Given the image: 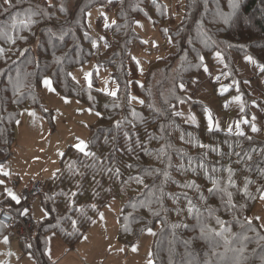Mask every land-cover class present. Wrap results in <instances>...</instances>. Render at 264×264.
Returning a JSON list of instances; mask_svg holds the SVG:
<instances>
[{
  "label": "trees",
  "instance_id": "1",
  "mask_svg": "<svg viewBox=\"0 0 264 264\" xmlns=\"http://www.w3.org/2000/svg\"><path fill=\"white\" fill-rule=\"evenodd\" d=\"M80 1L20 0L17 4V0H11L13 7L8 8L4 0H0V26H9L13 16L30 9L43 13L34 17L38 22L30 29L23 26L15 30L9 28V35L15 38V43L0 36V48L4 49L0 53V163L12 154L16 121L22 107L28 101L36 107H43L39 88L45 76H50L55 88L64 96L79 99L100 112L96 122L90 126L86 152L81 153L69 146L61 158L60 171L46 179L39 198L46 217L38 222L33 250L26 241H23V249L34 251L39 264H53L47 254V234L57 233L73 249L89 227L92 217L107 204L111 194L119 190L125 202L119 217L118 235L125 240L139 237L149 228L154 229L152 264H264V239H261L264 228L257 219L250 218L251 210L264 192V140L239 134L232 136L235 140L229 144L218 136L226 132L208 131L206 124V132L198 134L197 127L176 120L178 126L183 125L180 128L183 132L178 131L184 136L178 137V143L183 148L178 149L181 152L173 151L170 157H165L166 153L154 146L158 140L152 134H159L163 123L174 122L172 109L166 110L167 120H143L142 115L151 116V112L157 116L151 106L154 97L151 92L139 94L136 91L137 103L131 94L127 63H122L121 71L116 66L121 58L118 56L123 42L120 49L111 51V56H106L110 47L106 49L100 61L101 65L111 61L109 65L114 69L112 77L119 86L116 96L101 90L95 79L89 87L86 82L73 77V68L99 55V49L93 43L94 37L88 30L90 6L83 11L78 6ZM234 2L236 7L230 6L229 0H207V3L205 0H195L194 3L193 0H186L179 29H186L188 39H193L190 45L199 52L200 58L203 57L202 60L198 56L193 58L199 66L205 64V50L219 49L221 28L227 27L230 21H241L242 29L264 32V0ZM71 3L75 9H70ZM92 3L91 6L96 1ZM61 6H64L63 11ZM155 11L157 9L152 8L150 15L155 17L153 21L156 23L159 16ZM133 23L132 20L129 28L131 35L136 33ZM229 30L227 27L225 33ZM88 33L92 37H88ZM129 38L128 35L125 40ZM251 44H255V40ZM234 49L233 52H240L237 46ZM252 53L246 51L243 55L250 54L256 61L263 60L264 51L255 50ZM56 58H60V63L56 62ZM163 64V60L156 63L158 66L154 74H165L172 82L180 84V71H172L171 68L162 71ZM172 74L173 78H170ZM243 78L241 75H230L224 83L233 81L235 85ZM21 84L23 87L18 93L15 89ZM163 100L164 96H160L159 102L164 103ZM127 101L128 106L124 104ZM262 121L264 123V115ZM144 122L147 124L139 127V134H127L122 128L126 125L128 131H134L137 125ZM159 155L165 157L164 163H160ZM237 159L240 163L234 162ZM229 170L232 184H229ZM137 175L143 178V184L130 179ZM243 175L247 176L243 178ZM213 180L218 182L220 189L227 191L209 193ZM229 192L235 208L228 204ZM157 200L159 204L155 203ZM189 200L199 208L200 219L209 227L222 230L216 223L217 216L225 222V236L229 239L227 248L221 237H201L195 213L190 215L187 212ZM148 202H152V210L159 215L152 214ZM0 204L8 205L14 212L23 210L24 206L5 194L0 197ZM209 210L214 214L209 216ZM72 221L77 222L75 228ZM174 224H181V227L174 228ZM6 227L0 222V239Z\"/></svg>",
  "mask_w": 264,
  "mask_h": 264
},
{
  "label": "rangeland",
  "instance_id": "2",
  "mask_svg": "<svg viewBox=\"0 0 264 264\" xmlns=\"http://www.w3.org/2000/svg\"><path fill=\"white\" fill-rule=\"evenodd\" d=\"M93 1L96 3L91 6ZM185 2L186 0H81L78 6L83 11L90 6L88 13L91 15L87 13L88 30L94 37L93 43L99 49V55L73 68V77L88 84L85 74L91 73V82L95 79L101 90L117 93L119 86L112 77L114 69L109 65L111 61L104 65H101L100 61L103 60L105 55L102 53L106 49L110 47L106 56H111V51L120 49L123 42L118 56L121 58L116 66L121 71L124 66L122 63H127L131 94L137 95L136 91L139 94L151 92L154 97L151 106L157 116L151 112V116L142 115L143 120H167L166 110L172 109L174 122L163 123L159 134H152L158 140L154 146L157 150L164 151L165 157H170L173 151L181 152L178 149L183 148L178 143V137H184L183 134H178L183 125L178 126L176 120L197 127L198 134H202L206 132L208 117L211 116L213 130L226 132L218 136L229 144L235 140L232 136H238L240 133L264 140V72L261 71L264 67V57L262 61H256L252 53L255 50L264 51L263 30L258 33L255 29H242L241 21H230L229 26L227 25L228 29L230 28L229 33H225L227 27L221 28L222 40L219 41V49L205 50V64L199 66L193 59L196 56L200 58L199 52L189 43L193 39H188L186 29H179ZM72 4L70 9H75ZM152 8L157 9L155 12L159 16L156 23L153 21L155 17L150 15ZM132 20L136 31L134 35H131L129 30ZM128 35L130 38L125 40ZM247 38L249 39L245 40ZM253 40L255 44H251ZM235 46L240 52H233L236 50ZM246 51L253 56L243 55ZM217 53L220 54L219 57ZM249 56L252 57V62L246 59ZM161 60L164 61L162 71L168 68L180 71L177 72L182 75L181 83L185 85V91L180 90L179 84L172 82L165 74H154L158 66L156 63ZM230 75H241L244 78L241 83L237 82L235 85L233 81L224 83ZM45 77L51 80L50 76ZM170 78H173V74ZM51 84V88L43 83L39 88L43 107H36L30 101L22 107L17 119L20 123L15 126L12 154L0 163V181H3L0 183L1 188L7 196L8 190H11L19 198V202L20 190L27 182L31 179L45 182L60 171L61 158L68 151L67 148L79 140L86 142L90 126L100 115L99 111L81 100L61 94L52 80ZM230 88H233L232 91L225 94ZM160 96H164V103L159 102ZM135 98L139 103L136 96ZM124 104L128 106V101ZM32 112L35 113L34 116L30 115ZM175 112H182L183 115L177 116ZM146 122L137 125L133 128L134 131H128L126 125L122 128L127 134H139V127L146 125ZM253 126L257 131L252 130ZM165 132L167 134H164ZM224 148H228V145H224ZM165 157H159L160 163H164ZM234 162L240 163L238 159ZM246 176L243 175V178ZM260 197L250 212V218L257 219L264 228V199ZM124 202L125 197L119 190H115L107 204L92 217L89 227L73 249H70L57 233H48L47 254L50 261L53 264H149L151 261L152 264L155 234L146 230L139 237L125 240L120 239L118 235L119 217ZM30 215L37 222L45 219L46 212L42 200L31 205ZM151 230L155 233L154 229ZM4 237L8 238L7 243L4 242ZM23 245L24 242L13 239L9 228L6 227L0 239V264H38L34 253L31 250L25 251Z\"/></svg>",
  "mask_w": 264,
  "mask_h": 264
},
{
  "label": "snow or ice",
  "instance_id": "3",
  "mask_svg": "<svg viewBox=\"0 0 264 264\" xmlns=\"http://www.w3.org/2000/svg\"><path fill=\"white\" fill-rule=\"evenodd\" d=\"M195 2V0H193V3ZM20 3V0H17V4ZM205 3H207V0H205ZM229 4L230 6L232 7H236V3L234 2V0H229ZM4 5H7L8 8H12L13 5L11 3V0H4ZM5 11H7V8L4 9ZM64 10V6H61V11ZM23 15V18H21ZM37 15H43L42 12H37L36 10H28L26 11L25 13L21 14V13H17L15 16L12 17V20H11V23L9 26H0V36H3V37H6L8 39L9 42L11 43H15V38L10 36L9 35V28L12 29V30H15L17 29L18 26H23V28H26V29H30V27L32 25H35L38 21L36 19H34L35 16ZM88 15L90 16L91 13H88ZM112 23H115V21H112ZM21 39H26L24 37H21ZM144 43H147V41H144ZM4 51L3 48H0V53H2ZM219 53H217V57H219ZM201 60L203 59V57L200 58ZM246 59L249 61V62H252V57L249 56V57H246ZM56 62L57 63H60V58H56ZM207 70V69H205ZM261 71L264 72V67L261 68ZM91 73H87L85 74V80L88 81V86L91 87L92 86V82H91ZM42 83L48 87V88H51L52 87V84H51V80L47 77L43 78L42 80ZM23 87V85H17L16 86V91L19 93L21 88ZM179 89L180 90H184L185 89V85L183 83H180L178 85ZM110 95L112 96H116V91H112L111 93H109ZM182 102V101H181ZM142 103V101H141ZM241 111H243V106H241ZM175 115L177 116H182L183 113L182 112H175L174 113ZM30 115H35L34 112L30 113ZM17 124L20 123V121H16ZM213 120H212V117L209 116L208 117V121H207V130L208 131H212L213 130ZM253 131H257V129L253 126ZM229 131H231V129H229ZM241 135L243 133H240ZM79 152L81 153H85L86 152V149H87V144L85 141L83 140H79V142L75 143L73 145ZM251 157H249L250 159ZM129 167H131V165H129ZM119 170H117V174H118ZM8 173H5V175H7ZM262 174H264V172H262ZM130 179H134L137 183H140V184H143V178L140 177L139 175H137L136 177H130ZM0 183H3V181H0ZM229 184H232V181H231V170H229ZM212 188H209L208 191L209 193H211L212 191L214 190H219V191H227L226 189H220L219 188V185H218V182L213 180L212 181ZM245 194H247V188H245ZM8 195L15 201L19 202V198L13 193L11 192V190H8ZM228 195V204L230 205L231 208H235L236 206L234 204H232V201H231V193H227ZM201 200L204 199L203 196L200 197ZM261 199H264V193L261 194ZM155 203L159 204L160 201L157 200L155 201ZM152 202H148V207L150 209V211H152V214L153 215H159V212L157 211H153L152 210ZM135 207V205H133ZM187 212L191 215L193 213H195L196 215V219H197V222H198V226H199V233L201 235V237L205 238V239H212L214 236L215 237H221L224 239V246L225 248L228 247V244H229V239L227 236H225V230H224V221H222L218 216L216 217V223L218 225H220L221 227V231H216L215 229L209 227L204 221H202L200 219V216H201V213H200V210L199 208H197L195 205H193L192 201L189 200L188 201V207H187ZM24 215H26L27 213H22ZM214 213L209 210V216L213 215ZM101 219H103V214H101ZM76 221H72V224H73V227L75 228L76 226ZM184 227H187V225H183ZM174 228H179L181 227V224H174L173 225ZM226 231H228L229 233L231 232V229H227ZM148 232L150 234H155L152 232V230L149 228L148 229ZM244 239L246 240L247 237L245 236ZM261 239H264V237H261ZM4 242L7 243L8 242V238L7 237H4ZM30 247V245H29ZM238 251H243V249H239ZM149 264H151V261L149 262ZM237 264H239V262H237Z\"/></svg>",
  "mask_w": 264,
  "mask_h": 264
},
{
  "label": "built area",
  "instance_id": "4",
  "mask_svg": "<svg viewBox=\"0 0 264 264\" xmlns=\"http://www.w3.org/2000/svg\"><path fill=\"white\" fill-rule=\"evenodd\" d=\"M44 185L45 182L36 179L22 188L20 199L24 206L21 213L13 212L4 206L0 208V222L10 227V234L14 240L27 241L32 250L34 248V235L39 223L30 215V210L31 205L39 200ZM25 212L26 215L22 214ZM32 252L34 253V251Z\"/></svg>",
  "mask_w": 264,
  "mask_h": 264
},
{
  "label": "crops",
  "instance_id": "5",
  "mask_svg": "<svg viewBox=\"0 0 264 264\" xmlns=\"http://www.w3.org/2000/svg\"><path fill=\"white\" fill-rule=\"evenodd\" d=\"M32 180H36V179H31L29 182H27L25 185H24V187L27 185V184H29ZM21 191V190H20ZM6 195V193L2 190V188H1V185H0V197H2V195ZM20 202H21V200H20ZM20 202H18V203H20ZM1 206H4V207H7L6 205H1L0 204V208H1ZM13 212H14V210H12ZM23 210H20L19 212H16V213H21ZM5 225V224H4ZM7 226V225H6ZM8 227V226H7ZM9 231H10V228H9ZM21 242H23V241H21ZM27 242V241H26ZM24 246V245H23ZM35 255V254H34ZM37 259V258H36ZM37 262H38V260H37ZM12 264H18V263H12ZM31 264H35V263H31ZM38 264H39V262H38Z\"/></svg>",
  "mask_w": 264,
  "mask_h": 264
}]
</instances>
